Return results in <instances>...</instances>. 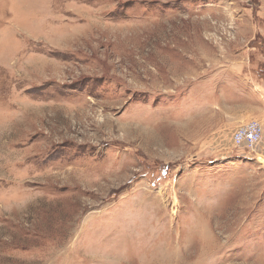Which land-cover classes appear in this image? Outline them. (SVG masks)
Listing matches in <instances>:
<instances>
[{
	"label": "rangeland",
	"instance_id": "rangeland-1",
	"mask_svg": "<svg viewBox=\"0 0 264 264\" xmlns=\"http://www.w3.org/2000/svg\"><path fill=\"white\" fill-rule=\"evenodd\" d=\"M264 0H0V264H264Z\"/></svg>",
	"mask_w": 264,
	"mask_h": 264
},
{
	"label": "built area",
	"instance_id": "built-area-1",
	"mask_svg": "<svg viewBox=\"0 0 264 264\" xmlns=\"http://www.w3.org/2000/svg\"><path fill=\"white\" fill-rule=\"evenodd\" d=\"M263 135V124L257 119H251L234 130L232 141L235 146L254 150L261 142Z\"/></svg>",
	"mask_w": 264,
	"mask_h": 264
}]
</instances>
